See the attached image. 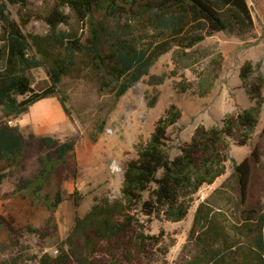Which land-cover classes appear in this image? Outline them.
Returning a JSON list of instances; mask_svg holds the SVG:
<instances>
[{
	"label": "trees",
	"instance_id": "16d2710c",
	"mask_svg": "<svg viewBox=\"0 0 264 264\" xmlns=\"http://www.w3.org/2000/svg\"><path fill=\"white\" fill-rule=\"evenodd\" d=\"M29 1H0V183L13 174L29 147L46 151L38 158V173L20 179L14 193L45 208L47 224L38 232L47 237L50 230L58 231L55 213L63 199L60 190L53 198L41 192L57 167L73 154L74 143L34 135L25 140L19 128L8 121L55 96L62 79L77 73L89 74L99 91H110L118 100L173 48L192 50L219 33L244 37L252 32L254 22L246 0H51L52 7L44 18L47 32L26 35L10 19L7 4L26 7ZM59 25L69 29L58 30ZM43 66L50 85L35 91L30 73ZM251 73L250 65L245 64L239 79L244 82ZM164 78L150 76L148 84L161 85ZM260 83L263 85L264 80ZM247 95L255 100L254 106L224 117L219 127L196 128L173 158L167 131L181 113L170 106L155 123L148 141L136 147V158L125 164L120 198H94L82 217L75 216L71 231L57 243L54 256L45 253L30 260L36 264H151L158 240L145 233L137 214L151 217L161 213L167 221H182L192 197L202 186L212 185L223 176L225 163L230 161L232 172L227 181L234 183L236 198L229 199L233 213L238 214L231 226L232 237L217 227L208 202L199 203L188 235L199 245V253L189 264H264V210L251 206L249 187L257 174L258 147L240 164L227 153L229 139L238 138L237 144L243 146L256 126L262 103L259 87L253 85ZM156 100L155 95L148 107ZM58 102L66 114L64 99ZM100 133L102 124L91 133V141ZM262 140L264 127L259 135ZM145 194L147 200H143ZM69 197L78 207L82 197ZM2 208L5 210L6 205ZM23 262L22 255L17 254L0 264Z\"/></svg>",
	"mask_w": 264,
	"mask_h": 264
},
{
	"label": "rangeland",
	"instance_id": "374dc122",
	"mask_svg": "<svg viewBox=\"0 0 264 264\" xmlns=\"http://www.w3.org/2000/svg\"><path fill=\"white\" fill-rule=\"evenodd\" d=\"M246 1L254 22L250 34L239 38L219 33L192 50L182 52L173 48L154 63L148 76L118 100L110 91H99L97 82L89 74H73L62 79L55 96L37 102L26 113L8 121L9 125L19 128L25 140L30 135L49 136L60 142H73L74 152L64 165L57 167L41 192L53 198L57 190L61 191L63 202L55 213L57 233L50 230V235L43 237L38 230L46 227L47 211L39 202L14 193L20 179H29L38 173V158L45 155V150L29 147L13 174L0 183V261L21 254L22 264H36L30 260L32 257L45 253L53 256L57 243L71 231L75 216L82 217L94 198L119 199L125 164L136 158V147L148 141L155 123L170 106L181 113L178 122L167 131V145L173 158L190 141L196 128L219 127L224 117L254 106L255 100L247 95L253 85L259 87L262 100L256 126L243 146L237 144L238 138L229 139L227 153L229 159L240 164L250 159L258 147L256 178L249 181L250 203L264 210V140L259 141L264 127V84L260 83L264 80V0ZM51 7V0H30L26 7L7 4V12L24 34L44 35L48 30L44 18ZM67 29L68 26H58V30ZM245 64L250 65L252 73L242 82L239 72ZM150 76H165L164 82L150 86ZM30 84L35 91L50 85L46 67L31 71ZM155 95L156 103L150 108L148 102ZM59 98L64 99L66 114ZM100 124L102 133L93 142L90 135ZM231 172V163L227 161L224 175L212 188L202 186L198 190L180 222L167 221L161 213L151 217L137 214L145 233L158 240L152 250L151 264H189L197 257L199 245L189 240L188 235L195 209L203 201L208 202L217 227L223 228L226 237H232L231 226L238 214L233 213L230 203L236 198L234 183L227 181ZM73 194L82 197L76 208L69 197ZM147 198L145 194L143 200Z\"/></svg>",
	"mask_w": 264,
	"mask_h": 264
},
{
	"label": "crops",
	"instance_id": "0c3cea01",
	"mask_svg": "<svg viewBox=\"0 0 264 264\" xmlns=\"http://www.w3.org/2000/svg\"><path fill=\"white\" fill-rule=\"evenodd\" d=\"M217 180H218V179H216L215 182H214L212 185H209V187L212 188V186H214V184H216V181H217ZM213 190H215V189H213Z\"/></svg>",
	"mask_w": 264,
	"mask_h": 264
},
{
	"label": "built area",
	"instance_id": "2783aa9c",
	"mask_svg": "<svg viewBox=\"0 0 264 264\" xmlns=\"http://www.w3.org/2000/svg\"><path fill=\"white\" fill-rule=\"evenodd\" d=\"M56 253H57V251L55 250L53 256H54Z\"/></svg>",
	"mask_w": 264,
	"mask_h": 264
}]
</instances>
